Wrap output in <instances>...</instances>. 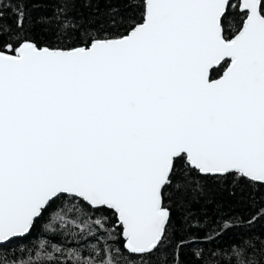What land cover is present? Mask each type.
Listing matches in <instances>:
<instances>
[{"label": "snow or ice", "instance_id": "snow-or-ice-1", "mask_svg": "<svg viewBox=\"0 0 264 264\" xmlns=\"http://www.w3.org/2000/svg\"><path fill=\"white\" fill-rule=\"evenodd\" d=\"M229 177L264 188V0H0V264H264V201L178 204Z\"/></svg>", "mask_w": 264, "mask_h": 264}, {"label": "trees", "instance_id": "trees-1", "mask_svg": "<svg viewBox=\"0 0 264 264\" xmlns=\"http://www.w3.org/2000/svg\"><path fill=\"white\" fill-rule=\"evenodd\" d=\"M104 7L103 4L100 5ZM39 30L37 29V32ZM202 191L196 194V199L193 201H178V204L191 203L193 208L199 213H207L214 216L217 220L221 217L237 218L248 217L250 212L249 206L259 201H264V188L248 186L246 184H237L236 181L229 177L224 180L205 179L201 181ZM180 218V213H177V219ZM232 221H228L231 223ZM254 231L250 235L244 237L245 240H250L257 250L264 247V221H260L254 226ZM237 229L233 233H229L226 240L232 239L234 235L240 232ZM260 258V257H258ZM187 264H192V257L185 254Z\"/></svg>", "mask_w": 264, "mask_h": 264}]
</instances>
